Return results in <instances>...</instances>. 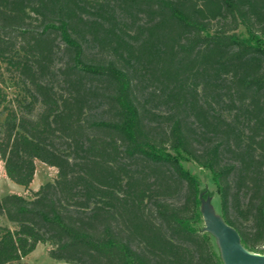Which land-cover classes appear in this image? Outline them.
<instances>
[{"label":"trees","instance_id":"trees-1","mask_svg":"<svg viewBox=\"0 0 264 264\" xmlns=\"http://www.w3.org/2000/svg\"><path fill=\"white\" fill-rule=\"evenodd\" d=\"M5 74L0 264H225L184 157L264 253V0H0Z\"/></svg>","mask_w":264,"mask_h":264},{"label":"rangeland","instance_id":"rangeland-1","mask_svg":"<svg viewBox=\"0 0 264 264\" xmlns=\"http://www.w3.org/2000/svg\"><path fill=\"white\" fill-rule=\"evenodd\" d=\"M0 88L2 89L1 96L4 94L6 100L4 105L10 106L15 102L14 98L19 94V89L14 86L7 74L4 75L3 79L0 80ZM0 107V123L4 121L6 111ZM184 167L194 174L200 181L201 186L204 190L203 198H210L216 211L221 214L220 210V197L216 191V186L212 179V173L209 169L199 166L195 161L184 157L182 159ZM58 169L54 166H50L45 162L37 160V169L34 181L32 182L31 188L26 190L25 187L19 183L11 180L4 167V161L0 160V198L9 193H20L32 196L34 190H38L44 183L52 181L57 177ZM3 224L10 223L7 220L2 221ZM27 260V261H26ZM24 261L28 264H75L64 260H59L51 257L48 252V245L45 243H39L37 248L25 258Z\"/></svg>","mask_w":264,"mask_h":264},{"label":"water","instance_id":"water-1","mask_svg":"<svg viewBox=\"0 0 264 264\" xmlns=\"http://www.w3.org/2000/svg\"><path fill=\"white\" fill-rule=\"evenodd\" d=\"M204 231L210 232L217 241L225 264H264V253L249 250L242 242L238 230L218 213L210 198L201 199Z\"/></svg>","mask_w":264,"mask_h":264},{"label":"crops","instance_id":"crops-1","mask_svg":"<svg viewBox=\"0 0 264 264\" xmlns=\"http://www.w3.org/2000/svg\"><path fill=\"white\" fill-rule=\"evenodd\" d=\"M31 185H32V183H31ZM31 185H30V188H31ZM39 245V244H38ZM37 248V247H36ZM30 255V254H29ZM29 255L26 257V258H28L29 257ZM27 261V260H26ZM26 261H25V264H28V263H26Z\"/></svg>","mask_w":264,"mask_h":264}]
</instances>
